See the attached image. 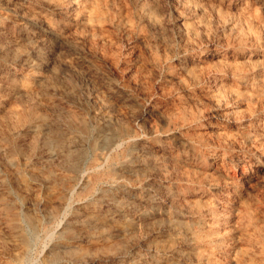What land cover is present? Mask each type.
<instances>
[{"label":"rangeland","instance_id":"rangeland-1","mask_svg":"<svg viewBox=\"0 0 264 264\" xmlns=\"http://www.w3.org/2000/svg\"><path fill=\"white\" fill-rule=\"evenodd\" d=\"M65 1L0 0V264H264V0Z\"/></svg>","mask_w":264,"mask_h":264},{"label":"bare ground","instance_id":"bare-ground-1","mask_svg":"<svg viewBox=\"0 0 264 264\" xmlns=\"http://www.w3.org/2000/svg\"><path fill=\"white\" fill-rule=\"evenodd\" d=\"M35 1V0H34ZM82 1L83 0H66L65 1V7H67L66 9H67V11L69 10L70 12H71V15H73L74 17L73 18H75L74 19V21L76 20L77 21V23L75 24V25H79V27H82V28H88V26L90 27V26H92L91 24H92V22L95 20V17H97V16H95L94 15V13L93 12H95V11H93V12H89V10L88 11H86V10H84V9H82V6H81V3H82ZM98 2V1H97ZM18 3V2H17ZM61 3H64V1L63 2H60V4ZM95 3V2H94ZM31 4H33V3H31ZM45 4V3H44ZM90 4H91V2H90ZM42 5V4H41ZM48 5V4H47ZM92 5H94V4H92ZM29 6H31V5H29ZM36 6V5H35ZM84 6H86V5H84ZM83 6V7H84ZM97 6V5H96ZM42 7V6H41ZM58 7V6H57ZM88 7V6H87ZM91 7V6H90ZM25 8V7H24ZM64 8V7H63ZM84 8H86V7H84ZM53 9V8H52ZM59 9V8H58ZM65 9V10H66ZM88 9H89V7H88ZM26 10V9H25ZM29 10V9H28ZM33 11H34V9H32ZM48 10V9H47ZM91 10V9H90ZM98 10V9H97ZM60 11V10H59ZM63 11H64V9H63ZM23 12V11H22ZM44 12V11H43ZM69 12V13H70ZM97 12H99V11H97ZM52 13V12H51ZM65 13V12H64ZM67 13V12H66ZM96 13V12H95ZM48 14V13H47ZM60 14H62V13H60ZM68 14V13H67ZM2 15V14H1ZM30 15V14H29ZM46 15V14H45ZM49 16V15H48ZM58 16V15H57ZM60 17H61V15H60ZM65 18V17H64ZM109 18V17H108ZM5 19V18H4ZM43 19H45L44 17H43ZM25 21V20H24ZM65 22V21H64ZM70 22H72V21H70ZM23 23V22H22ZM27 23V22H26ZM45 23V22H44ZM47 23V22H46ZM53 23V22H52ZM74 23V22H73ZM31 24V23H30ZM48 24V23H47ZM94 24V23H93ZM97 24V23H96ZM100 24V23H99ZM18 25V24H17ZM35 25V24H34ZM45 25V24H44ZM43 25V26H44ZM55 25V24H54ZM22 26V25H21ZM37 26V25H36ZM42 26V25H41ZM42 26V27H43ZM51 26V25H50ZM45 27V26H44ZM47 27V26H46ZM68 27V26H67ZM77 27V26H76ZM75 26H74V28H76ZM79 27H77V28H79ZM73 28V29H74ZM3 29V28H2ZM1 29V30H2ZM20 29V28H19ZM56 29V28H55ZM48 30V29H47ZM60 30V29H59ZM86 30V29H85ZM90 30H91V28H90ZM135 30V29H134ZM50 31V30H49ZM71 31H73V30H71ZM128 32V31H127ZM28 33V32H27ZM31 34V33H30ZM55 34V33H54ZM72 35V34H71ZM31 36V35H30ZM29 36V37H30ZM39 36V35H38ZM55 36V35H54ZM37 37V36H36ZM43 37V36H42ZM69 37V36H68ZM34 38V37H33ZM7 39V38H6ZM10 39V38H9ZM13 39V38H12ZM20 39V38H19ZM38 39V38H37ZM46 39V38H45ZM50 39V38H49ZM53 39V38H52ZM63 39V38H62ZM33 40V39H32ZM35 40V39H34ZM70 40H71V38H70ZM26 41V40H25ZM47 41V40H46ZM9 42V41H8ZM20 42V41H19ZM21 43V42H20ZM40 42H38V44H39ZM63 43V42H62ZM34 44V43H33ZM41 44V43H40ZM78 45V44H77ZM5 48V47H4ZM35 50V49H34ZM93 55V54H92ZM43 64V63H42ZM14 65V64H13ZM45 65H47V64H45ZM198 66V65H197ZM51 69V68H50ZM38 70H40V68L38 69ZM231 73V72H230ZM212 75V74H211ZM229 75V74H228ZM219 80V79H218ZM33 81H35V80H33ZM214 81H217V80H214ZM213 81V83H215ZM36 82H38V81H36ZM35 83V82H34ZM36 84H38V83H36ZM41 87V86H40ZM44 88V87H43ZM16 89V88H15ZM7 90V89H6ZM182 92V91H181ZM215 93V92H214ZM216 95V94H215ZM213 97H214V95H212ZM217 96V95H216ZM215 96V97H216ZM219 96V95H218ZM217 99V98H216ZM223 103V102H222ZM213 105H214V103H213ZM172 107V106H171ZM87 131V130H86ZM227 131V130H226ZM132 141V140H131ZM197 144V143H196ZM139 147V146H138ZM76 154V153H75ZM74 155V154H73ZM206 156V155H205ZM191 157V156H190ZM221 162V161H220ZM128 165V164H127ZM183 168V167H182ZM160 173V172H159ZM172 173V172H171ZM162 174V173H161ZM182 178V177H181ZM86 180V179H85ZM232 180V179H231ZM213 182V181H212ZM210 183V182H209ZM186 198V197H185ZM208 200V199H207ZM161 201V200H160ZM122 204V203H121ZM6 209H8V208H6ZM170 213V212H169ZM97 214V213H96ZM227 214V213H226ZM235 214V213H234ZM166 215V214H165ZM95 216V215H94ZM97 217V216H96ZM100 218V217H99ZM103 218V217H102ZM101 218V219H102ZM214 218V217H213ZM170 219V218H169ZM21 221H22V219H21ZM207 221V220H206ZM33 222H35V221H33ZM85 222V221H84ZM94 222V221H93ZM144 222V221H143ZM195 222V221H194ZM191 223H192V221H191ZM201 223V222H200ZM101 224H103V223H101ZM112 224V223H111ZM196 224H198V223H196ZM103 227V226H102ZM100 228H101V226H100ZM212 229H214V228H212ZM215 230V229H214ZM161 231V230H160ZM209 231H210V229H209ZM208 231V232H209ZM195 232V231H194ZM193 232V233H194ZM198 232V231H197ZM28 233V232H27ZM191 233V232H190ZM25 234V233H24ZM29 234V233H28ZM176 235V234H175ZM183 235V234H182ZM198 235L200 236V240L201 239H203V238H201L202 236L198 233ZM29 237V236H28ZM186 237V236H185ZM190 237H191V235H190ZM194 238V237H193ZM191 239V238H190ZM197 240H198V238H197ZM204 240V239H203ZM60 241V240H59ZM115 241V240H114ZM109 242V241H108ZM111 242V241H110ZM192 242H193V240H192ZM201 242H202V240H201ZM142 243V242H141ZM194 243V242H193ZM199 243V242H198ZM197 243V244H198ZM204 243H205V241H204ZM139 244V243H138ZM199 244H201V243H199ZM209 244V243H208ZM207 243H206V245H208ZM75 245V244H74ZM192 245V244H191ZM91 246V245H90ZM103 246V245H102ZM195 246V245H194ZM83 247V246H82ZM111 247V246H110ZM189 247V246H188ZM201 247V246H200ZM92 248V247H91ZM204 248H205V245H204ZM224 248V247H223ZM228 248V247H227ZM197 250V249H196ZM54 253V252H53ZM218 256V255H217ZM237 256V255H236ZM145 258V257H144ZM156 258V257H155ZM159 258V257H158ZM237 258V257H236ZM255 259V258H254ZM187 260V259H186ZM168 262H170V260L168 261ZM198 262V261H197ZM122 263H124V262H121V264ZM164 263H165V261H164ZM164 263H162V261L161 262H159L158 264H164ZM241 263V262H240ZM167 264H169V263H167ZM176 264V263H175Z\"/></svg>","mask_w":264,"mask_h":264}]
</instances>
